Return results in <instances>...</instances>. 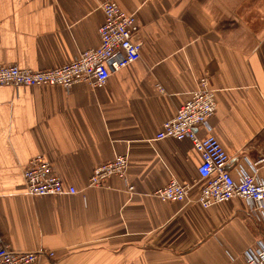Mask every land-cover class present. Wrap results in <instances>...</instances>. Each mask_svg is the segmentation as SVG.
<instances>
[{"label": "crops", "instance_id": "0c3cea01", "mask_svg": "<svg viewBox=\"0 0 264 264\" xmlns=\"http://www.w3.org/2000/svg\"><path fill=\"white\" fill-rule=\"evenodd\" d=\"M103 1L0 0V64L54 68L97 47ZM116 1L139 21L141 57L104 85H0V236L54 253L40 264H246L264 223L241 198L202 206L200 184L183 201L155 196L172 178L193 185L201 161L189 139L155 136L206 77L208 128L233 175L252 172L264 156V24L247 22L243 0ZM39 154L77 193L27 194ZM118 155L126 172L89 184Z\"/></svg>", "mask_w": 264, "mask_h": 264}, {"label": "built area", "instance_id": "2783aa9c", "mask_svg": "<svg viewBox=\"0 0 264 264\" xmlns=\"http://www.w3.org/2000/svg\"><path fill=\"white\" fill-rule=\"evenodd\" d=\"M104 20L100 27L101 42L97 47L83 50L74 60L54 68L27 69L18 65L0 64V85L71 87L76 82L104 85L114 72L122 70L141 57L142 42L134 39L140 28L134 13L124 10L116 0L102 3ZM217 100L206 77L177 108L175 115L166 120L155 138L189 139L199 152L197 178L185 183L172 178L155 190L154 195L169 201H183L195 184H200L198 201L204 207L226 202L233 198L245 200L249 209L264 223V156L255 160L248 172L238 167L235 177L230 169L231 157L217 137L211 133L209 120L215 114ZM203 128L204 133L201 131ZM128 165L127 155H118L109 162L98 165L89 184L103 186L113 175H123ZM26 192L32 196L75 194L77 189L56 175L51 163L42 154L33 158L24 170ZM131 191L135 186L130 184ZM53 256L52 251H17L0 236V264H40L43 256ZM246 264H264V240H258L245 251Z\"/></svg>", "mask_w": 264, "mask_h": 264}, {"label": "rangeland", "instance_id": "374dc122", "mask_svg": "<svg viewBox=\"0 0 264 264\" xmlns=\"http://www.w3.org/2000/svg\"><path fill=\"white\" fill-rule=\"evenodd\" d=\"M243 6L247 22H253L251 26L258 23L264 24V0H243ZM259 8H261V11H259ZM241 9L243 8L240 7L239 10ZM259 12L262 13V16H258Z\"/></svg>", "mask_w": 264, "mask_h": 264}]
</instances>
